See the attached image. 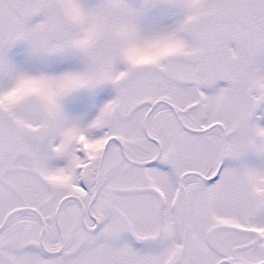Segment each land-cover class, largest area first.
<instances>
[{"label":"snow or ice","instance_id":"6c2138e0","mask_svg":"<svg viewBox=\"0 0 264 264\" xmlns=\"http://www.w3.org/2000/svg\"><path fill=\"white\" fill-rule=\"evenodd\" d=\"M0 264H264V0H0Z\"/></svg>","mask_w":264,"mask_h":264}]
</instances>
